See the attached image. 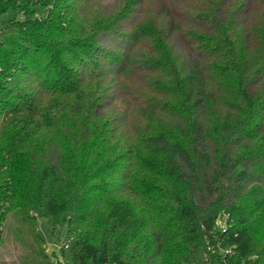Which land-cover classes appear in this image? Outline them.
<instances>
[{
	"label": "trees",
	"instance_id": "obj_1",
	"mask_svg": "<svg viewBox=\"0 0 264 264\" xmlns=\"http://www.w3.org/2000/svg\"><path fill=\"white\" fill-rule=\"evenodd\" d=\"M15 213L0 264H264V0H0Z\"/></svg>",
	"mask_w": 264,
	"mask_h": 264
},
{
	"label": "rangeland",
	"instance_id": "obj_2",
	"mask_svg": "<svg viewBox=\"0 0 264 264\" xmlns=\"http://www.w3.org/2000/svg\"><path fill=\"white\" fill-rule=\"evenodd\" d=\"M116 0H106V3L112 5ZM248 13V14H247ZM247 15V16H246ZM180 17L184 20L185 15L181 14ZM245 17L249 18V12L245 13ZM245 18L244 22L247 24L249 19ZM177 47L182 51L190 54L191 56H197V51L193 46V42L184 34H180L179 40L177 42ZM36 217V216H35ZM39 221V217H36ZM21 221V216L19 214H11L8 216L7 221L3 225V234H2V245L0 246V255L1 258L5 261L15 260L17 255L21 252L22 247L18 240L17 229H22L25 236H30L29 229ZM39 233L40 235L47 240V243L53 242V235L49 222L46 219H40L39 223ZM31 240L32 237L30 236ZM56 242V241H55ZM59 243V242H57ZM61 244V242L59 243Z\"/></svg>",
	"mask_w": 264,
	"mask_h": 264
},
{
	"label": "built area",
	"instance_id": "obj_3",
	"mask_svg": "<svg viewBox=\"0 0 264 264\" xmlns=\"http://www.w3.org/2000/svg\"><path fill=\"white\" fill-rule=\"evenodd\" d=\"M35 216L37 217V214H35ZM39 221H40V219H39ZM39 221H38V223H39ZM221 223V225H223V222H220ZM40 228H39V226H38V230H39ZM2 234H3V226H0V239H1V237H2ZM44 245H43V248H44V251L46 252V253H48V254H52L53 252H57V253H59V251L61 250V248H62V244H59V243H57V242H55L54 240H53V242L52 243H47V240L44 238ZM53 263H55V264H69L67 261H63L61 258H57V257H54L53 258ZM218 264H220V263H218Z\"/></svg>",
	"mask_w": 264,
	"mask_h": 264
}]
</instances>
